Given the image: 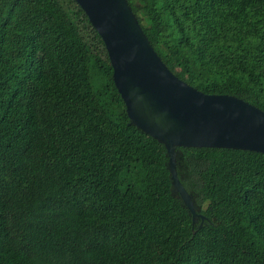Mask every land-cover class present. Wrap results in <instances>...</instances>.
<instances>
[{
  "label": "trees",
  "instance_id": "1",
  "mask_svg": "<svg viewBox=\"0 0 264 264\" xmlns=\"http://www.w3.org/2000/svg\"><path fill=\"white\" fill-rule=\"evenodd\" d=\"M127 3L177 78L264 111V0ZM176 149L201 222L79 6L0 0V264H264V154Z\"/></svg>",
  "mask_w": 264,
  "mask_h": 264
},
{
  "label": "water",
  "instance_id": "2",
  "mask_svg": "<svg viewBox=\"0 0 264 264\" xmlns=\"http://www.w3.org/2000/svg\"><path fill=\"white\" fill-rule=\"evenodd\" d=\"M101 39L128 124L161 143L169 190L191 222L205 218L179 182L177 147L249 150L264 154V111L228 94H207L177 78L145 37L127 0H73Z\"/></svg>",
  "mask_w": 264,
  "mask_h": 264
}]
</instances>
